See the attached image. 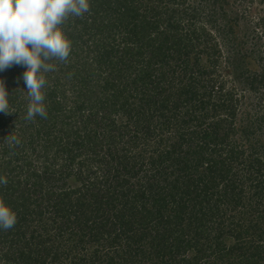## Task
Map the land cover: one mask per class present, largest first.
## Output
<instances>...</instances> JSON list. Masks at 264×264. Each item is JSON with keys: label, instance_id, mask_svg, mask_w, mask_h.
I'll list each match as a JSON object with an SVG mask.
<instances>
[{"label": "trees", "instance_id": "1", "mask_svg": "<svg viewBox=\"0 0 264 264\" xmlns=\"http://www.w3.org/2000/svg\"><path fill=\"white\" fill-rule=\"evenodd\" d=\"M89 3L47 118L0 72V264H264V0Z\"/></svg>", "mask_w": 264, "mask_h": 264}, {"label": "clouds", "instance_id": "2", "mask_svg": "<svg viewBox=\"0 0 264 264\" xmlns=\"http://www.w3.org/2000/svg\"><path fill=\"white\" fill-rule=\"evenodd\" d=\"M90 10L89 0H0V72L13 66L25 71L18 79L26 85L29 103L25 119L47 118L44 104L45 73L54 71L51 61L66 62L71 53V41L61 28L70 17L83 18ZM9 93L0 79V113L9 115ZM6 142L18 145L19 139L7 136ZM0 185L7 179L0 176ZM16 213L0 200V229H12Z\"/></svg>", "mask_w": 264, "mask_h": 264}, {"label": "rangeland", "instance_id": "3", "mask_svg": "<svg viewBox=\"0 0 264 264\" xmlns=\"http://www.w3.org/2000/svg\"><path fill=\"white\" fill-rule=\"evenodd\" d=\"M224 56L227 57L226 54H225ZM225 57L223 58V62H222L223 67L226 66V64H227V63H226V60H225Z\"/></svg>", "mask_w": 264, "mask_h": 264}]
</instances>
